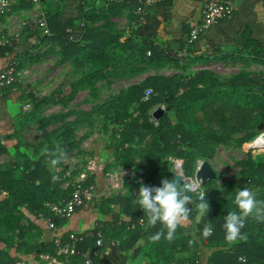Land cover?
<instances>
[{
  "label": "trees",
  "instance_id": "1",
  "mask_svg": "<svg viewBox=\"0 0 264 264\" xmlns=\"http://www.w3.org/2000/svg\"><path fill=\"white\" fill-rule=\"evenodd\" d=\"M126 4L134 5V2L129 1ZM150 10L147 12L145 20ZM44 17L51 36L40 34L28 26H25L26 34L36 40L51 39L56 41L59 45L58 54L61 60H70L75 68L89 65V69L82 71L80 79L74 84L75 88H92L95 80L131 77L149 66L154 68L166 64L176 66L175 64L179 62V59L175 57L176 49L173 50L166 44L158 46L147 39L133 40L131 37L120 41L115 33L101 34L85 25L83 21L75 24L72 19H60L57 13L48 17L44 13ZM66 28L70 29L69 33L65 31ZM200 33L201 31L188 47V62L194 61V59H190L193 53L192 45ZM185 35L179 46L183 44ZM17 44H19L18 39L2 45L0 54H10ZM146 50H149L147 56L144 55ZM179 78L161 75L147 76L140 83L121 89L119 91L121 95L118 96L117 101L113 99L109 102L108 100L88 112L75 113L72 120H67L69 112L42 117L41 110L50 101L37 97L31 90L32 85H19L14 82L3 90L1 96L9 88L15 86L20 91V102L23 101L28 110L22 114L19 113L13 119L10 134L1 136L3 140L15 139V143L9 146L8 144L1 145L3 151H6V147L13 148L15 159L9 168L0 171V264H12L16 257L14 254L18 249H22L24 253H30L29 255L34 258L40 253L54 254V246L50 237H43L42 240H39L42 232L34 221L43 220L37 216L40 213L43 217H48L56 222V217L44 203L61 204L68 199L72 191L68 185L60 188L63 179L53 182L54 176L60 177L61 170L51 172V167L48 165L49 157L41 154L30 159L24 152L17 149L22 145L19 143L18 137L26 124L37 122V119L44 123L60 122L59 127L46 134V146L51 151L59 144L65 152H68L76 146L74 129L81 122L80 116L91 114L92 110L109 111L108 122L119 126L118 141H121L120 143L132 141L137 143L143 141L146 130L152 128V117L148 111L155 104L165 103L167 109L155 120L156 127L153 128L149 141L139 149H134L135 151L128 147L125 154L131 155L132 152H135L138 156L137 167L142 175H163L168 179H172V174L166 171L161 164V160L165 156L174 155L183 159V170L189 174L191 163L194 164V159L203 153L205 148L210 147L207 145H229L233 142L232 136L236 134L257 128L259 124L262 125V129L264 128L263 75L239 72L227 78H219L211 71L202 69L189 74L184 78V81ZM146 87H149L152 93L146 99H142V93ZM130 103L134 104L135 114L128 117L131 113L125 111V108L127 109L126 105ZM125 118H128V121H124ZM248 159L252 164L246 172V181L251 183L256 180L255 188L260 186L262 188H259L257 199L264 200V160L253 161L250 157ZM129 162L124 163V166L129 167ZM14 171L18 172L17 176L13 174ZM207 182L204 193L210 205L208 214L203 217L198 216V219L195 220L197 214L195 205H189L190 208H193L189 221H195L192 234L184 226L177 229L173 242L169 243L164 238L152 242L149 238L160 230L161 225L150 227L146 223L144 230L141 231L139 225L134 221L144 215V212L138 203H130L131 199L127 191L122 196L118 194L113 196L115 201L123 205L122 211L129 217L127 222H118L115 228L118 230L115 234H119V230L129 232V243H133L140 233L145 232L144 244L140 248L134 249L133 252L143 250L150 264H170L174 261L175 251L189 250L193 252L186 257L188 264H193L196 261L199 264H242L240 257H244L243 264H264V223L248 219L242 229L246 239L238 240L229 247L224 239L223 223L229 212L227 207L230 206V201H224L223 204L215 203L213 196L215 188L208 186ZM193 198L198 202L194 195ZM25 210L31 214L30 218L26 215ZM21 217L25 219V226L21 225L19 221ZM129 221L134 224L132 228L129 227L131 224ZM205 226H211L213 229L212 235L206 239L202 237ZM7 229L17 231L8 235ZM96 231L99 230L92 229V236H83L80 241L75 242V254L67 257L68 264L75 262L81 264L80 253L85 252L88 247L92 264H97L96 251L102 246L95 245L94 233ZM100 234L103 240L104 237L101 232ZM14 237L17 239L16 242L13 241ZM28 240H32L33 243L29 244ZM90 240L92 241L90 242ZM189 240L195 242L189 245ZM91 245H93L92 248H90ZM204 251H208V254L202 260L201 253L204 255ZM197 252H199L198 255Z\"/></svg>",
  "mask_w": 264,
  "mask_h": 264
},
{
  "label": "crops",
  "instance_id": "2",
  "mask_svg": "<svg viewBox=\"0 0 264 264\" xmlns=\"http://www.w3.org/2000/svg\"><path fill=\"white\" fill-rule=\"evenodd\" d=\"M200 1L161 0L150 10L145 22L138 23L136 21L137 14H135L136 4L104 5L94 0H38L36 4H31L26 0H10V6L0 21V31L2 35L16 36L19 44L13 47L10 54H0V69L6 66L10 59H14L10 61L16 63L15 82L19 85L24 83L32 85L31 90L37 97L40 96L50 101L42 108L41 114H44V117L56 113H65V110L71 113L73 117L75 113L83 110L80 100L81 93L86 90L91 91L90 87L84 89L74 87V84L80 79L82 71H87L89 65L87 64L83 68H75L70 60H61L58 54L59 45L56 41L51 39L36 40L28 36L25 26L32 20L34 14L43 12L48 17L57 13L60 19H72L75 24L83 21L85 25L101 34L115 33L120 41L129 37L133 40L142 38L158 46L162 44L170 46V42L173 41L178 43L179 47L188 27L198 21ZM51 26H53L52 23ZM48 35L51 36V32ZM192 47L193 53L190 59H194V61H185V66L189 70L191 67L199 66L200 70H209L216 73L218 77L223 76V78L239 72L257 73L264 77V0H236L230 17L202 30ZM146 52L149 53V50L144 52L145 56L149 55ZM166 65L155 68L149 66L146 68V75L132 84L140 83L147 76H164L162 69ZM35 66H39L41 69L40 78L31 81L28 78L34 75L32 67ZM124 79L126 77L112 80ZM100 80H102L104 88L113 85L112 82L107 84L104 79ZM97 81L93 82L92 87L96 85ZM71 86L73 87L71 88ZM19 96L20 91L14 86L0 97V142L8 144V146L15 143V139L3 140L1 136L10 134L13 119L19 113L22 114L28 110L23 108L24 102H20ZM54 99L56 100L54 101ZM152 110L153 108L148 113L150 114ZM84 111L88 110L84 108ZM101 144L105 147V144ZM102 150L104 151L102 153L106 152L105 149H98L95 151V156L99 157L98 155ZM252 151L248 150L244 154L249 153L251 160H254L255 155L252 154ZM108 153L104 154L105 159L100 158L103 162L106 161V158H111V152ZM28 157L33 159L30 155ZM62 165L63 163L56 169L50 168L51 172L61 170V175L58 178L61 180L63 178L61 177L63 175ZM93 179L95 183H101L99 174H96ZM65 186L64 181H62L60 188ZM118 191L119 196L126 192L122 189ZM99 192L101 191L96 190V193ZM106 194V191H102L101 195H93L66 219L56 218V222H53L56 234L64 236L67 232H74L82 233L84 236H92V229L97 228L104 237L102 248L96 251L97 264H150L143 250L133 252L134 249H138L144 244L145 232L140 233V236L133 243H129V232L119 230V234H115L118 230L115 229L118 222H127L129 217L122 211L123 205L115 201L113 196ZM130 203L134 202L131 200ZM44 205L50 211V207L60 204L46 202ZM25 212L30 218L31 214L26 210ZM138 219H142L141 222ZM138 219L134 223L139 225L138 227L143 231L147 223V216L144 213ZM34 222L42 232L39 240H42L43 237H51V232L46 229L43 220ZM129 222L128 224L131 223ZM194 222V220L189 221L185 226L190 234L193 233ZM109 242L113 243L110 247H108ZM86 251H89V247ZM191 252L193 251H175L173 254L174 261L170 264H188L186 257ZM203 254L201 253L202 260L205 259L208 251H204ZM23 257L24 260L34 258L32 255Z\"/></svg>",
  "mask_w": 264,
  "mask_h": 264
},
{
  "label": "rangeland",
  "instance_id": "3",
  "mask_svg": "<svg viewBox=\"0 0 264 264\" xmlns=\"http://www.w3.org/2000/svg\"><path fill=\"white\" fill-rule=\"evenodd\" d=\"M185 64V61L177 62L175 64L176 66L167 64L162 69V75L169 78L180 77L179 79L184 81V78H186L189 74L200 70L199 66L191 67V69L189 70L186 68ZM40 70L41 69L39 66L32 67L34 75L29 77L28 79L33 81V79L40 78ZM212 74L218 77L216 73L212 72ZM144 75H146V69L141 71L139 74L131 77H126V79L124 80H112L110 78H106L104 79L105 83H113V85L107 86V88H104V84L101 82L102 80H98L96 82V85L91 88V91L93 92H91L90 90H86L81 93L80 100L81 107L83 109L82 112H88L93 107L101 105V103H104L105 101L109 100V102H111L113 101V99L116 100L118 96L121 95V93L119 92L121 89H126V87L132 85V83L137 82L140 78L142 79ZM219 78H223V76ZM119 81L121 82L119 83ZM126 106L128 108H125V111H129L131 113L128 115V117H130L132 114L134 115V104L130 103ZM155 107H159L163 111L167 109L165 103L155 104L153 108ZM23 108L25 110L28 109L25 104L23 105ZM84 108H86L88 111H84ZM65 113H68V111L65 110ZM90 113L91 114H82L80 116L81 122H79L74 129L76 146L70 151L65 152L66 158L63 161V175L61 176L63 177L62 179L65 185H68L72 189V191L77 189V186L81 184L79 174L85 172L86 159L93 158L96 163L100 165V168L103 169V171L110 170L114 172L119 180H122V183L118 190L122 189L124 191H127L130 199L134 203H137L136 200L141 184L147 186H160L161 181L165 178L163 175H142L137 167L138 156L135 154V152H132L131 155L129 154L130 156L126 155L125 153L128 151V147H131V150L139 149L144 143L149 141L148 139H150L149 137L153 133V128L156 127V121L151 118L152 128L146 130L143 141H138L137 143L134 141L130 143H120L121 141H118L117 139L119 126L114 123L108 122L110 112H103V110H92V112ZM40 115L44 117V114ZM74 117L75 115L72 117V114L70 113L67 120H72ZM124 121H128V118H125ZM60 125V122L44 123V121L40 122L39 119H37V122L26 124L25 126H23L18 137L19 143L22 145L18 146L17 149L24 152L27 156L30 155L31 157L36 158L37 156L42 154V149L47 147L45 139L46 134L49 133L52 129L59 127ZM256 133H258V130L256 128H253L251 130L232 136L231 140L233 142L229 145H207L210 147L205 148L204 151H202L203 153H200V155L196 157V159L208 161L212 169L214 170L215 178L210 179L209 181L207 180L208 182H206L208 186L215 188V194L213 195L215 197V203L220 202V204H223L224 201H230V206L227 207L228 211H231L234 208L233 200L238 190L249 188L256 192V194H258L260 190L259 188H261V186L259 188H255L256 180L254 182L251 181V183L249 181H246V172L248 171L252 163H250L248 159L249 153L244 154V152L251 150L249 149V141ZM100 142L105 144V147H103ZM98 144H100L101 146H99ZM1 145H3L2 142H0V171H4L9 168L14 161L15 151L11 147H6V151H3L1 150ZM98 149H105L106 152L102 153L104 151H100L98 155L99 157H97L95 156V151ZM109 151L111 152V158H106V161L103 162V160H101L100 158L103 157L102 159H105L104 154H109ZM262 153H264V150H253L252 154L255 155L253 161L264 160V154L262 155ZM171 158L178 157L174 155H167L163 158V160H161V164L165 167V170L169 171L170 173L172 172ZM178 159H180L183 165V159H181L180 157ZM128 161H130L129 167H125L124 163ZM193 165L194 164L191 163L189 174L193 173ZM13 174L17 176L18 172L14 171ZM205 183L202 184L203 190L205 189ZM82 184H87V182H83ZM92 184L95 185V190L106 191L102 190L101 187L102 178L101 183L97 184L93 179ZM118 190L113 189L106 191V195H117V193L119 192ZM195 219H198V213L196 214ZM19 221L21 225L25 226L24 217H21ZM15 231L17 230L10 231L9 229H7L6 233L10 235L11 233H16ZM13 241L16 242L17 239L14 237ZM31 241L32 240H28V243L32 244L33 242ZM198 253L199 252H197V255ZM29 254L30 253H24L22 249H18L16 254H14V256L16 257L13 260L12 264H14V262L24 260L23 256H30ZM193 264H199V262L196 261Z\"/></svg>",
  "mask_w": 264,
  "mask_h": 264
},
{
  "label": "built area",
  "instance_id": "4",
  "mask_svg": "<svg viewBox=\"0 0 264 264\" xmlns=\"http://www.w3.org/2000/svg\"><path fill=\"white\" fill-rule=\"evenodd\" d=\"M31 4H36L38 0H26ZM100 2L104 5H111L115 3L126 4L129 1H133L136 4L137 14L136 21L138 23H143L147 12L151 9L153 5L158 3L160 0H94ZM236 0H201L199 6V19L195 24H192L190 29L185 35L184 42L175 50V57L179 61H186L189 53L188 47L190 43L196 38L198 33L214 23L230 17L234 10ZM10 6V0H0V21L5 16L7 9ZM32 30L39 32L43 35H48L49 30L46 26L44 13L40 12L33 15V18L27 24ZM67 33L70 32L69 28H66ZM17 40L16 36L2 35L0 31V45L9 44L11 41ZM146 54H149L146 52ZM16 63L14 61H9L6 66L0 69V96L3 90L16 81ZM152 93L149 87H146L142 93V99H146ZM262 137V140H257V138ZM249 149L258 150L264 149V128L258 130L249 141ZM250 150V151H251ZM201 159L194 160V167L192 174H186L183 170L182 163L178 158H171L172 162V172L171 174H177L180 179L184 181L185 187L192 188L196 187L200 191H203L202 184L199 180L195 179L194 171L199 167ZM99 174L102 178V190H118L122 180H119L114 172L110 170H104L100 168V165L96 163L93 158H87L85 161V172L79 174L81 184L77 186V189L71 191L68 199L60 205L50 207V211L56 218L66 219L70 215L80 208L83 203L89 200L93 195H101L102 191L96 193L95 185L92 184L93 177ZM87 182V184H82ZM198 200L199 193L193 194ZM41 217L45 223L46 229L51 232L50 240L54 246V254L40 253L35 258L31 260H21L14 262V264H68L66 259L68 256L75 254L74 244L83 238L82 233L67 232L65 237L56 234L55 224L48 217H43L40 213L37 214ZM142 219H138L141 222ZM134 225L130 224L129 227L132 228ZM95 245L102 246V236L99 231L94 233ZM113 243L109 242L108 247L112 246ZM82 258L81 264H92V259L90 257L89 251L80 253Z\"/></svg>",
  "mask_w": 264,
  "mask_h": 264
},
{
  "label": "clouds",
  "instance_id": "5",
  "mask_svg": "<svg viewBox=\"0 0 264 264\" xmlns=\"http://www.w3.org/2000/svg\"><path fill=\"white\" fill-rule=\"evenodd\" d=\"M42 154L49 157L48 163L52 169L58 168L66 158L63 148L56 145L54 150L47 147L42 149ZM165 178L161 181L160 186H147L141 184L136 202L140 209L147 216V224L155 227L160 224V230L152 235L149 239L157 242L161 238L166 239L169 243L176 238L178 228H182L189 223L190 215L193 208L189 205H195V210L199 217L208 214L210 205L207 202L206 194L196 187H185L183 178ZM58 176L53 177V182ZM199 193L198 202L194 200L193 194ZM234 208L229 211L224 218L223 229L225 232V241L229 247L233 246L238 240L246 239L242 233L248 219H254L257 222L264 223V200L257 199V194L249 188L238 190L234 200ZM211 226H205L202 231V237L208 238L212 235ZM195 241L189 240V245ZM243 264L244 257H240Z\"/></svg>",
  "mask_w": 264,
  "mask_h": 264
},
{
  "label": "water",
  "instance_id": "6",
  "mask_svg": "<svg viewBox=\"0 0 264 264\" xmlns=\"http://www.w3.org/2000/svg\"><path fill=\"white\" fill-rule=\"evenodd\" d=\"M178 47V43L170 42V48L175 50ZM163 113V110L159 107L153 108L150 115L154 120H157ZM257 130L262 129V125L259 124L256 128ZM177 174L172 175V178H175ZM179 176V175H178ZM195 179L199 180L201 184L205 183L207 180L215 178V172L212 169L211 165L208 161L203 160L201 161L199 167L194 171ZM180 179V177H178Z\"/></svg>",
  "mask_w": 264,
  "mask_h": 264
},
{
  "label": "bare ground",
  "instance_id": "7",
  "mask_svg": "<svg viewBox=\"0 0 264 264\" xmlns=\"http://www.w3.org/2000/svg\"><path fill=\"white\" fill-rule=\"evenodd\" d=\"M262 139H263L262 137H260V138H257V140H259V141H260V140H262Z\"/></svg>",
  "mask_w": 264,
  "mask_h": 264
}]
</instances>
